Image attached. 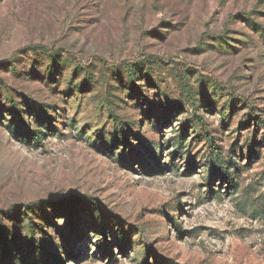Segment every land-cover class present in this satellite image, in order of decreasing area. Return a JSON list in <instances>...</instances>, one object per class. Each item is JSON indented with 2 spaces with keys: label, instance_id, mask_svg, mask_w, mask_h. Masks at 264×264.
<instances>
[{
  "label": "rangeland",
  "instance_id": "rangeland-1",
  "mask_svg": "<svg viewBox=\"0 0 264 264\" xmlns=\"http://www.w3.org/2000/svg\"><path fill=\"white\" fill-rule=\"evenodd\" d=\"M1 62L0 264H264V0H0Z\"/></svg>",
  "mask_w": 264,
  "mask_h": 264
},
{
  "label": "trees",
  "instance_id": "trees-1",
  "mask_svg": "<svg viewBox=\"0 0 264 264\" xmlns=\"http://www.w3.org/2000/svg\"><path fill=\"white\" fill-rule=\"evenodd\" d=\"M39 48H42V47H39ZM45 50L48 51L47 49H45ZM13 57H14V54L10 57V59L8 61L12 60ZM149 59H152V58H149ZM6 62H1L0 64L6 63ZM257 121L262 124V121L259 120V118H256V122ZM22 137H25V138L29 137V138H27L28 140L32 139L31 141L38 142L39 141V132H35L33 134H30V135H27V133H24V134H22Z\"/></svg>",
  "mask_w": 264,
  "mask_h": 264
}]
</instances>
